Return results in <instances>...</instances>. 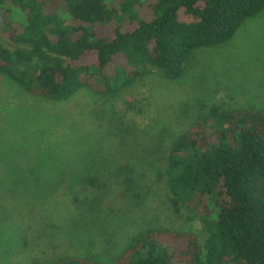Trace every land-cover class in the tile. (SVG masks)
Segmentation results:
<instances>
[{
    "label": "trees",
    "instance_id": "16d2710c",
    "mask_svg": "<svg viewBox=\"0 0 264 264\" xmlns=\"http://www.w3.org/2000/svg\"><path fill=\"white\" fill-rule=\"evenodd\" d=\"M263 9L264 0H0V75L27 101L53 103L81 90L124 93L142 77L174 81L195 51L225 44ZM168 126L174 139L167 147L141 144L147 156L139 167L129 161V146H140L122 129L108 131L97 172L83 183L110 206L76 199L69 216L78 214L79 222L60 227L77 229L90 247L95 239L110 243L119 222H130L137 231L124 246L110 261L73 251L67 259L47 255L41 264H264V108L199 104ZM38 169L36 163L29 171ZM119 193L153 206L126 221L117 210V220L111 202ZM19 200L12 196L5 206L14 220L7 221L8 250L26 234L16 219Z\"/></svg>",
    "mask_w": 264,
    "mask_h": 264
},
{
    "label": "rangeland",
    "instance_id": "374dc122",
    "mask_svg": "<svg viewBox=\"0 0 264 264\" xmlns=\"http://www.w3.org/2000/svg\"><path fill=\"white\" fill-rule=\"evenodd\" d=\"M160 79L159 75L142 77L128 91L107 96L81 90L70 101L53 103L27 101L15 83L0 75V264H32L34 260L41 264L47 255L67 259L73 251L78 257L95 254L110 261L135 234L137 225L132 228L130 222H119L110 243L98 237L90 247L88 237L77 229L60 228L79 222L78 214L69 216L76 199L85 207L93 206V201L110 206V199L83 183L86 176L97 172L106 133L122 129L130 144L140 146H129V161H138L139 167L147 156L141 150L143 145L150 140L167 147L175 135L168 121L196 112L199 104L252 102L264 108V9L246 19L225 44L195 51L178 79ZM36 163L42 169L36 172L41 173L29 171ZM56 173H61L57 181L51 179ZM45 180L60 184L40 186ZM51 187L57 189L45 195ZM12 196L21 199L14 205L15 214L26 234L15 239L14 250H8L6 246L13 241L8 239L12 229L9 231L6 217L13 215L7 210L12 207L5 206ZM111 205L117 220L121 218L115 211L120 210L125 221V215L135 216L139 210L146 214L153 206L127 202L122 193ZM84 206L77 208L83 210ZM143 220L144 216L138 217L139 223Z\"/></svg>",
    "mask_w": 264,
    "mask_h": 264
}]
</instances>
